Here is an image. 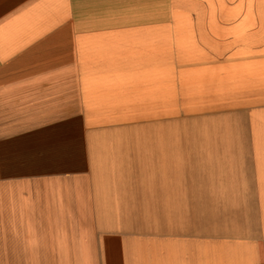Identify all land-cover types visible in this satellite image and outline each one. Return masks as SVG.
Wrapping results in <instances>:
<instances>
[{"label":"crops","instance_id":"0c3cea01","mask_svg":"<svg viewBox=\"0 0 264 264\" xmlns=\"http://www.w3.org/2000/svg\"><path fill=\"white\" fill-rule=\"evenodd\" d=\"M0 264H264V0H0Z\"/></svg>","mask_w":264,"mask_h":264}]
</instances>
